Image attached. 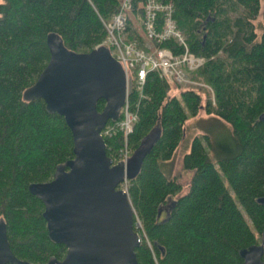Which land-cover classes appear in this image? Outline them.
<instances>
[{
	"label": "trees",
	"instance_id": "obj_1",
	"mask_svg": "<svg viewBox=\"0 0 264 264\" xmlns=\"http://www.w3.org/2000/svg\"><path fill=\"white\" fill-rule=\"evenodd\" d=\"M139 1H130L125 37L143 47L136 22ZM157 1L172 3L190 51L205 57L188 74L212 89L214 101L208 88L170 84L156 71L147 73L140 96L132 73L128 99L138 119L128 135L130 155L146 138L153 139L128 178L127 193L140 223L137 261L242 264L239 250L258 243L264 229V206L257 202L264 196V11L260 34L255 24L261 0ZM120 2L0 0V220L18 258L44 264L50 256L63 257L65 246L49 238L44 205L28 185L51 179L56 165L73 157L63 116L25 91L48 62L49 37L68 51L87 52L105 38L102 20L116 13ZM159 46L182 51L173 39ZM172 85L181 87L177 94L169 93ZM103 103L98 101L99 111ZM202 109L230 125L231 142L192 138L182 158V168L192 172L184 190L163 166L174 156L187 115ZM121 117L122 103L116 119ZM155 126L159 133L153 135ZM104 140L107 154L123 141L121 134Z\"/></svg>",
	"mask_w": 264,
	"mask_h": 264
},
{
	"label": "water",
	"instance_id": "obj_2",
	"mask_svg": "<svg viewBox=\"0 0 264 264\" xmlns=\"http://www.w3.org/2000/svg\"><path fill=\"white\" fill-rule=\"evenodd\" d=\"M48 47V62L25 95L42 98L48 111L63 116L73 157L57 164L51 179L28 185L44 205L49 238L65 246L62 258L50 256L44 264H138L141 237L134 208L128 193L117 187L132 175L129 159L111 164L100 133L109 119H116L111 107L115 92H123L124 102V71L103 45L75 53L49 37ZM99 100L105 103L102 111ZM151 132L159 133L158 127ZM257 202L264 206V196ZM239 255L242 264H264V229L260 241L240 249ZM0 264H36L12 252L1 220Z\"/></svg>",
	"mask_w": 264,
	"mask_h": 264
},
{
	"label": "built area",
	"instance_id": "obj_3",
	"mask_svg": "<svg viewBox=\"0 0 264 264\" xmlns=\"http://www.w3.org/2000/svg\"><path fill=\"white\" fill-rule=\"evenodd\" d=\"M131 0H121L119 10L110 18L102 20L106 36L97 46L103 45L111 48L114 57L120 63L126 79V96L122 105V117L119 120L107 122L101 129L103 137L122 135V145L115 150L109 148L111 164L126 162L131 153L128 145V135L132 132L138 119L136 106L131 105L128 99V81L134 72V81L140 91L149 71H156L167 83L186 87L203 86L212 89L202 82L193 80L188 72L202 66L205 57L190 51L184 33L177 27L173 18V5L171 2L162 3L157 0H141L137 3L139 13L137 22L141 24L144 37L156 42L152 49L143 48L135 41H126L125 31L128 13L131 10ZM173 39L182 47L178 54L159 44L165 40ZM127 192L128 179L124 178L118 185Z\"/></svg>",
	"mask_w": 264,
	"mask_h": 264
},
{
	"label": "rangeland",
	"instance_id": "obj_4",
	"mask_svg": "<svg viewBox=\"0 0 264 264\" xmlns=\"http://www.w3.org/2000/svg\"><path fill=\"white\" fill-rule=\"evenodd\" d=\"M263 11H264V0H261L260 11L255 21L258 34H260L261 32L259 27H260V23H261L260 20H261V15ZM137 26H138L139 31H141L142 30L141 24L139 22H137ZM143 40H144L143 48H146V49L148 48L152 49L157 44L156 42H151L147 40L144 36H143ZM180 86H183V85H180ZM183 87H186V86H183ZM198 87L200 86H196L193 88H198ZM180 88L181 87L177 89L175 85H172L169 93L177 94ZM208 90L210 91L209 88ZM210 93L212 95L211 99L213 102L214 101L213 92L210 91ZM203 97L205 98V95H203ZM120 102H121V90H118L117 92H115V94L112 97L111 107L113 111V116L117 115ZM203 102H204V99H203ZM202 135H208L211 141L213 142H222V143L231 142L230 141V137H231L230 125L227 124L224 120L212 114L206 113L203 109L200 110L197 115H194V116L189 115V114L187 115V119L183 125L182 136L179 141L178 147L174 153V156L170 162L166 163L163 166V168L168 171V175L170 177L175 176L178 178V181L183 184L184 190L186 189V185L192 175V172L186 171L182 168V158H183L184 153L188 152L192 138L194 136H202ZM151 143H152V139L150 137L146 138V140L142 142L138 150L134 151L130 155L129 160H128L129 173L133 174L138 170L141 158L144 152H146L150 148ZM203 144L207 147L205 141L203 142ZM211 157L214 159L213 155H211ZM136 225H137V228H140V223L137 218H136Z\"/></svg>",
	"mask_w": 264,
	"mask_h": 264
},
{
	"label": "flooded vegetation",
	"instance_id": "obj_5",
	"mask_svg": "<svg viewBox=\"0 0 264 264\" xmlns=\"http://www.w3.org/2000/svg\"><path fill=\"white\" fill-rule=\"evenodd\" d=\"M105 103H103V107L100 109V111H102L104 109Z\"/></svg>",
	"mask_w": 264,
	"mask_h": 264
},
{
	"label": "bare ground",
	"instance_id": "obj_6",
	"mask_svg": "<svg viewBox=\"0 0 264 264\" xmlns=\"http://www.w3.org/2000/svg\"><path fill=\"white\" fill-rule=\"evenodd\" d=\"M126 38V37H125ZM136 106V105H135Z\"/></svg>",
	"mask_w": 264,
	"mask_h": 264
}]
</instances>
